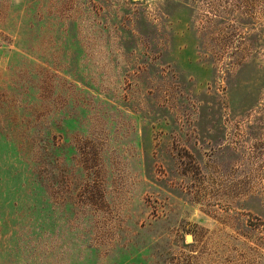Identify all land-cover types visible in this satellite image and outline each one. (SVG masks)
I'll return each instance as SVG.
<instances>
[{
    "label": "rangeland",
    "instance_id": "obj_1",
    "mask_svg": "<svg viewBox=\"0 0 264 264\" xmlns=\"http://www.w3.org/2000/svg\"><path fill=\"white\" fill-rule=\"evenodd\" d=\"M0 264H264V0H0Z\"/></svg>",
    "mask_w": 264,
    "mask_h": 264
}]
</instances>
